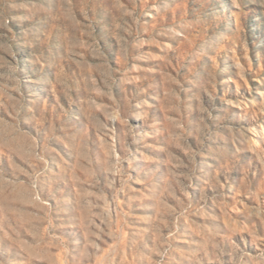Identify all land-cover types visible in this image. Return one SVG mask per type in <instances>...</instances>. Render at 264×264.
I'll return each mask as SVG.
<instances>
[{
    "label": "rangeland",
    "instance_id": "374dc122",
    "mask_svg": "<svg viewBox=\"0 0 264 264\" xmlns=\"http://www.w3.org/2000/svg\"><path fill=\"white\" fill-rule=\"evenodd\" d=\"M0 264H264V0H0Z\"/></svg>",
    "mask_w": 264,
    "mask_h": 264
}]
</instances>
